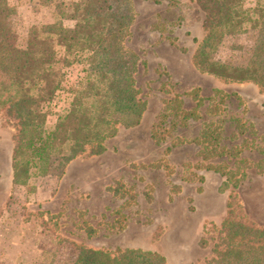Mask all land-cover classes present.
<instances>
[{
	"label": "rangeland",
	"instance_id": "374dc122",
	"mask_svg": "<svg viewBox=\"0 0 264 264\" xmlns=\"http://www.w3.org/2000/svg\"><path fill=\"white\" fill-rule=\"evenodd\" d=\"M9 2L17 8L12 25L20 46L31 26L56 17L46 0ZM131 4L124 46L137 58L134 79L145 111L136 127L119 126L106 153L95 157L88 148L66 169L56 163L46 177L11 185L16 129L0 114V264H71L81 247L204 264L215 242L204 231L227 218L230 202L236 216L264 228V92L195 68L204 37L195 0ZM253 41L252 33L228 37L216 59L243 64ZM70 102L59 92L51 108L67 114ZM55 120L49 117L48 126ZM207 167L227 174L228 185Z\"/></svg>",
	"mask_w": 264,
	"mask_h": 264
},
{
	"label": "trees",
	"instance_id": "16d2710c",
	"mask_svg": "<svg viewBox=\"0 0 264 264\" xmlns=\"http://www.w3.org/2000/svg\"><path fill=\"white\" fill-rule=\"evenodd\" d=\"M46 1L54 6V21L31 26L20 46L12 25L17 8L0 0V114L15 124L11 169L13 184L20 186L48 176L53 164L66 168L88 148L91 155H101L119 126L136 127L145 111L134 79L137 58L124 46L133 22L131 0ZM195 4L204 15V37L192 57L195 68L225 84L251 83L264 92V0ZM65 21L73 26L65 27ZM250 33L254 41L245 63L216 59L226 38ZM64 91L71 96L69 111L58 114L51 104ZM51 116L56 119L52 127ZM206 169L219 173L225 178L223 186L228 185L227 174ZM227 210L219 226L204 231L215 239L213 257L204 264H264V228L236 216L232 202ZM71 264L166 262L149 251L81 247Z\"/></svg>",
	"mask_w": 264,
	"mask_h": 264
},
{
	"label": "crops",
	"instance_id": "0c3cea01",
	"mask_svg": "<svg viewBox=\"0 0 264 264\" xmlns=\"http://www.w3.org/2000/svg\"><path fill=\"white\" fill-rule=\"evenodd\" d=\"M237 84V83H236ZM243 84H251V83H243ZM243 84H241V85H243ZM254 85V84H253ZM257 87V86H256ZM258 88V87H257ZM259 89V88H258ZM106 143V142H105ZM105 145V144H104ZM104 153H106V150L102 153V154H104ZM83 155V154H82ZM81 155V156H82ZM11 156H12V152H11V155H10V170H11V173H12V169H11ZM81 156H79V157H81ZM78 157V158H79ZM95 157H99V155H97V156H95ZM78 158H76L74 161H76ZM74 161H72L70 164H72ZM70 164H68L67 166H66V168L67 167H69L70 166ZM65 168V169H66ZM207 170V169H206ZM207 171H211V170H207ZM213 172V171H212ZM215 173V172H214ZM12 175V174H11ZM12 179V178H11ZM11 182H12V184L11 185H13V181L11 180Z\"/></svg>",
	"mask_w": 264,
	"mask_h": 264
}]
</instances>
